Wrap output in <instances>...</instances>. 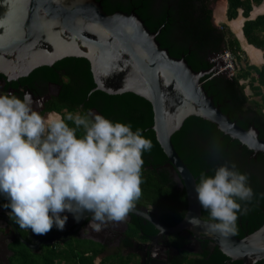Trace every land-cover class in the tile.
Wrapping results in <instances>:
<instances>
[{
  "label": "trees",
  "instance_id": "obj_1",
  "mask_svg": "<svg viewBox=\"0 0 264 264\" xmlns=\"http://www.w3.org/2000/svg\"><path fill=\"white\" fill-rule=\"evenodd\" d=\"M108 14L119 11L131 13L132 10L141 16L152 32L161 30L158 40L164 49L176 58L185 57L189 65L197 71L210 70L215 66L217 56L229 51L237 62L236 74L217 73L202 78L208 94L214 98L216 105L240 127L249 129L255 126L264 139V65L258 67L245 62L242 65V50L239 40L226 27L218 28L214 24V12L210 0H98ZM227 19L236 20L240 11L246 21L243 26L248 43L264 52V15L255 20L250 19L255 6L264 0H227ZM0 79L6 78L0 74ZM66 79V80H64ZM42 80L47 84L54 82L62 86L61 94L46 104V112L61 114L63 118L69 111L94 109L113 119L131 122L133 128L142 127L144 135L153 141L150 152L144 153L142 173V195L135 206H152L159 220L167 227L179 225L188 212V196L175 180L172 170L167 167L168 156L157 140L151 127L154 125V110L146 99L133 94L109 95L96 88L91 65L83 58H66L52 67H41L20 82L33 88L34 81ZM17 82L8 83L17 87ZM252 91L248 93V89ZM23 96V93H16ZM66 111V112H65ZM69 124H73L69 121ZM173 145L189 167L197 182L202 171L212 170L226 162H235L241 171L247 172L250 183L255 190L251 201H244L249 207L247 214H242L246 231L238 224V230L231 233L237 238H245L264 225V154H255L239 141L221 132L218 127L202 118L191 117L186 120L182 129L172 137ZM7 198L0 194V207L5 208ZM203 218L209 220V212L202 206ZM21 236L28 240L29 228H21L13 218ZM55 225L47 233L55 232ZM158 233L154 225L139 217H132L126 234V245H133V240H144L145 237ZM186 241L178 246H182ZM10 264H96L105 251V247L90 240L72 238L64 243L42 245L33 251L20 240L11 246ZM132 257L121 251L106 257L102 264H130ZM230 259L218 248L205 250L194 256L183 250L169 264H227ZM234 264H242L236 261Z\"/></svg>",
  "mask_w": 264,
  "mask_h": 264
},
{
  "label": "water",
  "instance_id": "obj_2",
  "mask_svg": "<svg viewBox=\"0 0 264 264\" xmlns=\"http://www.w3.org/2000/svg\"><path fill=\"white\" fill-rule=\"evenodd\" d=\"M160 33L161 30L152 32L137 12L108 14L98 0H0V74L8 82L18 81L38 68L52 67L66 58H83L91 65L95 91L109 95L133 93L149 101L155 115L151 129L168 156L167 167L187 192L188 212L175 227H167L158 218L136 208L129 213L154 225L159 237L181 234L192 243L209 241L232 263L264 264V225L240 239L231 233L211 230L206 223L197 226L200 230L188 223V216L205 220L195 190L197 180L172 142L186 120L191 117L207 120L255 154H264V139L254 125L244 129L223 113L206 91L201 80L217 71L218 66L195 71L185 57H173L161 46ZM66 214L67 224L58 228L61 234L31 233L25 240L14 226L16 236L4 240L18 238L33 251L42 245H55L63 239L67 228L77 223L73 213L66 210ZM3 216L10 221L8 215ZM91 216L82 219L75 229ZM3 244L10 252L8 245ZM189 246L182 250L192 252ZM146 247L149 252L144 256L152 259V264H167L159 259L153 246ZM6 263L10 264L8 258Z\"/></svg>",
  "mask_w": 264,
  "mask_h": 264
},
{
  "label": "clouds",
  "instance_id": "obj_3",
  "mask_svg": "<svg viewBox=\"0 0 264 264\" xmlns=\"http://www.w3.org/2000/svg\"><path fill=\"white\" fill-rule=\"evenodd\" d=\"M34 103L31 92L0 93V194L9 216L37 234L63 229L66 210L78 221L90 212L96 230L125 220L142 195L143 157L152 139L142 127L94 109L49 120ZM195 190L210 219L188 216L190 223L222 234L238 230L249 211L242 202L255 197L249 174L235 162L202 171Z\"/></svg>",
  "mask_w": 264,
  "mask_h": 264
},
{
  "label": "flooded vegetation",
  "instance_id": "obj_4",
  "mask_svg": "<svg viewBox=\"0 0 264 264\" xmlns=\"http://www.w3.org/2000/svg\"><path fill=\"white\" fill-rule=\"evenodd\" d=\"M196 1L197 3L200 2L199 0H196ZM210 2H211L210 8L214 12L215 6L218 3H215L214 0H210ZM224 2L225 0H221L218 5L223 7ZM132 12H136V10H132ZM18 81H19V84H17ZM18 81L8 82L6 79L5 80L0 79V93L14 92L18 94L23 93L24 95L25 92H31L33 95L34 101H35L33 105L34 108L40 111L41 114L45 117H47L49 114L54 113V112L53 113L46 112V104L50 102L53 98L61 94L62 86L60 84H57L54 82H49L47 84L46 82L42 80H36L34 81L33 88H29L25 86L24 84H22L20 82V79ZM13 82H17L16 83L17 87L12 86L8 88V83H13ZM54 114H57V113H54ZM58 115H60L61 118H63L61 114H58ZM134 208L145 211V213L159 219V216L156 214V211H154L155 209L152 206H148V207L134 206ZM8 213L9 212L7 210L0 207V214H1L0 215V264H7L6 259L7 258L10 259V257L12 256V251L10 250V246L15 241L19 240L18 238L11 239V240H4L5 237L16 236V230L14 228V226L16 225L13 223V221L11 220V216H9ZM4 214L8 215L10 221L4 218L3 216ZM87 215H91V213L90 212L86 213L82 219H84ZM134 216L138 217L136 215L129 213L125 220L109 221L108 223L103 225V227L100 230H96L95 228L91 226L90 220L92 216L85 219L84 223L80 226V228L75 229L82 219H80L79 221L77 220V223L75 222L74 224H72L71 227L67 228V230L64 232L63 239L56 243H64V242L71 240L74 237L76 238L78 237L81 239H86V240H90L95 243H98L99 245H102L103 247H105V251L99 257L100 264H102V261L106 257H109L110 255H115V252L118 250L121 251L123 255L127 257L128 256L132 257V261L130 264H152V259L144 256L147 252H149V248L146 247L147 245L153 246L152 250L155 251L156 255L159 257L160 260H162L163 262H166L167 264H169L173 259H175L179 255L181 251H183L182 248H184L185 246L187 247L189 244H191V246H189L188 249L192 252H189V251L188 252L191 253L193 257L198 256L201 253L205 252L206 249L209 251H214L216 249L215 246H213V244L209 241L204 240V241H200V242L198 241V242L192 243V241L182 237L181 234L172 235L169 237L167 236L159 237L158 236L159 231L158 233L154 235L145 237L144 240H140V239L133 240V245H126L125 243L126 234L130 228L132 217ZM203 219L205 221H208L205 218ZM238 224L241 226V228L244 231H246L245 226H244V221L242 220V215L239 217ZM55 227H56V231L50 232V233L51 234H61V232L58 231V227L57 226ZM94 239L97 241H95ZM182 240L186 241V243H183L182 246H178L180 245V243H182ZM3 243H6L8 245L10 252H7L5 250V246ZM154 264H158V263H154ZM227 264H234V262L232 263L231 261H229ZM258 264H261V263H258Z\"/></svg>",
  "mask_w": 264,
  "mask_h": 264
},
{
  "label": "crops",
  "instance_id": "obj_5",
  "mask_svg": "<svg viewBox=\"0 0 264 264\" xmlns=\"http://www.w3.org/2000/svg\"><path fill=\"white\" fill-rule=\"evenodd\" d=\"M216 7L221 8V6L218 4L215 6V10ZM227 7H228V2L227 0H225L224 6L222 7L225 8L224 19L222 20V22H220V24L222 25L226 24L227 26H229L228 29L239 40L241 48L245 52V54L242 55L243 58L241 62L242 65L244 66L245 62H249L251 65L262 67L264 65V52L248 43L243 32V26L246 21V18H244L243 16V12L240 11L239 17L236 20L229 21L227 19ZM262 15H264V2L260 6L254 7L253 11L251 12L250 19L255 20L256 18ZM216 26L222 28V26L220 25L219 26L216 25Z\"/></svg>",
  "mask_w": 264,
  "mask_h": 264
},
{
  "label": "built area",
  "instance_id": "obj_6",
  "mask_svg": "<svg viewBox=\"0 0 264 264\" xmlns=\"http://www.w3.org/2000/svg\"><path fill=\"white\" fill-rule=\"evenodd\" d=\"M215 65L218 66L217 73H228L230 77L236 74L237 62L231 52L225 51L223 54L217 56L214 60Z\"/></svg>",
  "mask_w": 264,
  "mask_h": 264
},
{
  "label": "rangeland",
  "instance_id": "obj_7",
  "mask_svg": "<svg viewBox=\"0 0 264 264\" xmlns=\"http://www.w3.org/2000/svg\"><path fill=\"white\" fill-rule=\"evenodd\" d=\"M221 0H214V2L215 3H218L219 4V2H220ZM224 13H225V8H217L216 7V10H215V12H214V15H213V17H214V23L216 24V25H220V26H226L227 28L229 27V26H227L226 24H224V25H222V24H220V22H222V20L224 19ZM240 22V21H239ZM236 69H237V66H236ZM236 71H238V70H236ZM248 90V93L249 94H251L252 93V91L250 90V88H247ZM47 119H56V118H61V116L60 115H58V114H49L47 117H46ZM96 264H100V258L97 260V262H96Z\"/></svg>",
  "mask_w": 264,
  "mask_h": 264
},
{
  "label": "bare ground",
  "instance_id": "obj_8",
  "mask_svg": "<svg viewBox=\"0 0 264 264\" xmlns=\"http://www.w3.org/2000/svg\"><path fill=\"white\" fill-rule=\"evenodd\" d=\"M188 221H189V220H188ZM188 223H189V224H191V223H190V221H189ZM191 226H192V227H194V229H195V230H200V228H199V227H197V226H194L193 224H191ZM158 264H160V263H158Z\"/></svg>",
  "mask_w": 264,
  "mask_h": 264
}]
</instances>
